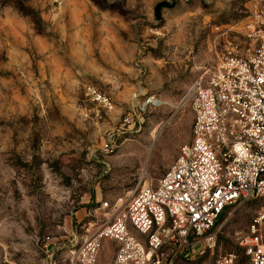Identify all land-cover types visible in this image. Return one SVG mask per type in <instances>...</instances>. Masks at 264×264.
<instances>
[{"label":"rangeland","instance_id":"rangeland-1","mask_svg":"<svg viewBox=\"0 0 264 264\" xmlns=\"http://www.w3.org/2000/svg\"><path fill=\"white\" fill-rule=\"evenodd\" d=\"M260 1L175 0L156 21L172 0H0V264H69L86 212L163 176L191 140L187 89L244 44ZM88 85L110 96L105 116ZM261 213L259 200L227 209L212 249L174 264L238 253Z\"/></svg>","mask_w":264,"mask_h":264},{"label":"built area","instance_id":"built-area-1","mask_svg":"<svg viewBox=\"0 0 264 264\" xmlns=\"http://www.w3.org/2000/svg\"><path fill=\"white\" fill-rule=\"evenodd\" d=\"M84 94L99 118L113 108L93 85ZM184 101L192 113L190 143L159 180L86 212L87 235L70 251L69 264H98L104 241L116 244L111 264L190 260L212 249L211 232L227 209L264 204V0L254 5L244 44L228 43ZM263 222L261 213L238 253L211 264H264Z\"/></svg>","mask_w":264,"mask_h":264},{"label":"water","instance_id":"water-1","mask_svg":"<svg viewBox=\"0 0 264 264\" xmlns=\"http://www.w3.org/2000/svg\"><path fill=\"white\" fill-rule=\"evenodd\" d=\"M175 5V0H172L171 4L167 3V2H161L156 4V6L154 7V17L156 21H159L161 18V9L166 8V9H172Z\"/></svg>","mask_w":264,"mask_h":264},{"label":"trees","instance_id":"trees-1","mask_svg":"<svg viewBox=\"0 0 264 264\" xmlns=\"http://www.w3.org/2000/svg\"><path fill=\"white\" fill-rule=\"evenodd\" d=\"M94 5H96L97 7L101 8V9H104V10H109L110 8L109 7H106V6H102V5H105V0H90ZM28 15V14H26Z\"/></svg>","mask_w":264,"mask_h":264},{"label":"crops","instance_id":"crops-1","mask_svg":"<svg viewBox=\"0 0 264 264\" xmlns=\"http://www.w3.org/2000/svg\"><path fill=\"white\" fill-rule=\"evenodd\" d=\"M106 242H110V241H104L103 243H105L106 245H107V243ZM110 243H113V242H110ZM113 244H115V243H113ZM115 246H116V244H115ZM115 255V254H114ZM114 258V257H113ZM113 260V259H112ZM112 262V261H111ZM111 262H110V264H111Z\"/></svg>","mask_w":264,"mask_h":264}]
</instances>
